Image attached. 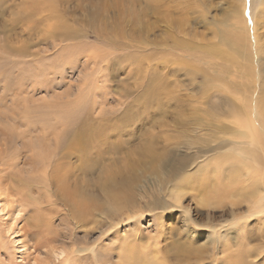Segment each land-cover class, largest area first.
Returning <instances> with one entry per match:
<instances>
[{"label": "rangeland", "instance_id": "rangeland-1", "mask_svg": "<svg viewBox=\"0 0 264 264\" xmlns=\"http://www.w3.org/2000/svg\"><path fill=\"white\" fill-rule=\"evenodd\" d=\"M2 1L0 43L5 37L13 49L27 43L29 56L23 58L28 62L33 56L41 60L43 66L39 68L44 69L41 79L49 89L46 93L33 94L28 88L21 96L29 99L31 95L34 103L46 108L55 100L53 94H64L70 85L75 114L73 129L82 125L92 129L104 125L107 129L110 141L105 147L100 146L103 151L99 157L88 151V157L92 158L85 163L75 156L68 158L74 169L81 167V170L75 169L76 176L94 183L102 170L122 173L127 161L138 162V177L127 185L129 194L117 213L120 218L90 215L78 225L68 218L54 185H49V192L41 190L48 196L51 194L48 200L53 202L49 207L52 211L38 212L35 216L51 218L53 233L64 232L63 243L56 246L66 251L92 246L96 252L98 262L87 251L80 255L84 256L81 260L68 259L67 264H152L151 259H157L159 264H229L225 262L224 239L232 250L240 245L248 250L242 258L243 264H264V224L260 219L264 213L247 217L246 203L231 205L240 196H230L228 191L218 193V189L235 183L230 174L235 176L238 171H246L247 166L240 164L237 149L228 148L226 141L230 136L212 130L214 122L207 119V113L213 112L209 106L216 98L213 89L203 85V77L196 71L200 66L208 68L209 73L212 70V74L217 67H229V63L216 58L202 60L193 53V47L199 49L204 45L224 50L218 42V31L224 28L223 23H232L228 15L240 8L241 1L162 0L153 4L147 0H55L58 20L43 22L40 21L44 13L28 19L20 15L22 4L30 0ZM262 8L261 15H264ZM28 21L33 26L36 23L35 27L27 29L25 22ZM258 32L263 42L264 17L260 19ZM13 54L4 55L14 57ZM51 61L53 68L50 69ZM230 69L229 73H222L224 81L213 84L218 91L227 83L236 86L246 82ZM186 71L191 75H185ZM26 76L30 79V72ZM149 86H161L164 91L153 97ZM22 97L18 100L20 113L28 104L33 105L32 101L23 104ZM157 100L160 108L154 105ZM6 104L9 110L16 108L9 99ZM178 104L185 107L184 115L192 123L187 128L175 110ZM131 106L137 108L131 111ZM0 109L4 110L1 103ZM222 122L234 129L226 119ZM210 123L213 127L209 128ZM117 128L122 129L121 143L115 134ZM147 139H153L150 145L154 144L155 152L169 151L165 154L166 160L173 152L187 156L186 168L170 177L159 165L142 169L143 160L134 153L146 145ZM245 158L249 165L264 170V160L259 164ZM216 159L220 164L214 167ZM21 164L19 168L30 171V166ZM37 172H24L22 176L35 177L40 173ZM184 174L188 177L179 182ZM203 177L208 178L203 180ZM176 188L178 191L174 194ZM235 188L238 189L236 183ZM64 216L65 221L60 223L59 219ZM118 219L121 221L116 223ZM106 220L109 226L102 225ZM8 221L9 217L0 211V264H35L22 259L20 235L7 228ZM11 226L16 230L18 222ZM241 232L250 234L249 242H242Z\"/></svg>", "mask_w": 264, "mask_h": 264}, {"label": "bare ground", "instance_id": "bare-ground-1", "mask_svg": "<svg viewBox=\"0 0 264 264\" xmlns=\"http://www.w3.org/2000/svg\"><path fill=\"white\" fill-rule=\"evenodd\" d=\"M0 1L3 2L2 0ZM54 1L30 0L26 3L24 2L20 15L28 19L35 14L44 13L45 15L40 22L58 20ZM147 1L158 4L162 0ZM240 1V8L234 9L233 13L228 15L230 19L232 18V23H223L224 28L218 31V42L224 47L223 51L210 48L207 45L199 49L195 47L191 49L202 60L216 58L227 62V64L229 63V67H217V71H213L212 74H210L211 69L209 73V70L207 71L208 68L205 69L200 66L196 71L203 77V85L206 84L207 87L210 86L213 89L212 94L216 98V101L210 103L209 106L213 112L207 113V119L214 122L215 127L212 130L230 136V139L226 141L229 145L228 148L231 150L237 149L238 155L242 160L240 164L247 166L246 171H238L237 174H234L235 176L230 174L238 189L235 188V183H230L224 188L225 190L218 189L219 192H217L224 193L228 191L231 193L230 196H235L236 194L240 196V199L231 202V205L239 202L246 203L245 213L249 217L264 213V170L245 162V157L259 164L264 160V41L262 42L261 35L258 32L260 19L264 17V15H261L263 11L260 10L261 7L264 9V0ZM25 23L29 27L27 29L35 27L36 24L33 26L30 21ZM7 38L5 37L0 43V103L4 108V110L0 109V196L2 198L0 211L9 217L7 228L13 232L17 231L20 235L21 257L24 261L26 260L25 262L67 264L68 259L81 260L84 256L80 255L87 251L90 253V257L95 259L93 261L98 262L95 258L96 252L92 246L86 248L78 246L75 250L70 251L56 246L57 243H63L64 232L53 233L54 229L50 223L51 218L39 219L38 216H35L38 212L50 213L52 211L49 207L53 202L48 200L51 194L48 196L41 190L44 191L46 189L45 191L48 190L49 192V185H54L61 198V205L68 211V218L74 220L78 225L79 222L90 215H97L102 219L105 215H114L113 217L120 218L117 213L124 207L125 199L129 194L127 185H130V182L135 181L138 177V162L127 161L122 173L120 170H102L97 175V180L94 183L84 182L80 177H77L75 169L81 170V167L78 166V168L74 169L67 161L68 158L75 156L79 162L85 163L92 158L91 155L88 157V151L95 153L94 157L96 154L99 157L103 151L101 147L110 141L107 129L104 125L94 129L82 125L73 129L75 114L71 100L73 92L70 85H68L64 94H53L55 100L52 103L49 102L50 104L45 106L46 108L36 102L34 103L30 97L31 95L29 99L26 96L22 97L21 95L23 94L21 93L28 88L30 90L28 92L33 94L41 91L48 92V85L41 79L44 69L39 67L43 65L41 60H35L33 55L31 62L23 58L26 55L29 56L27 43L21 46L18 45L19 47L15 46L17 49H13ZM11 53H14L13 55L15 56L4 55H11ZM136 60L138 59L136 58ZM137 64L140 65L141 62L138 60ZM49 65V68H53V61ZM230 67L234 69L233 71H235L237 77L245 78L246 82H241L239 85L235 84L236 86L227 83L228 85H224L222 90L218 91V87L213 84H217V81L222 80L224 73L230 72ZM29 72L31 76L27 80L26 74ZM52 74L54 75L55 73L52 72ZM189 74L191 75V72H185V75ZM149 87L153 97L161 95L164 91L161 86ZM20 97L23 98L21 99L23 104H28L29 101L33 102V105L28 104L29 106H26L22 113L17 111L18 105L20 106L21 104L18 101ZM8 99L10 102H14L16 106L13 110H9L10 107L6 104ZM154 105L157 108L161 107L159 100L155 101ZM178 105L175 110L187 128V125L191 122L184 115L185 107ZM143 107L146 106L143 105ZM136 108L134 106L130 107L131 111ZM225 119L233 124L234 129L236 128L237 131L223 124L222 121ZM196 121L194 123L198 124V120ZM208 126L209 128L213 127V124L210 123ZM20 127L23 129L17 130ZM115 134L118 138V143L123 142V139H121L122 129H115ZM152 140L147 139L146 145L141 146L136 153H134L135 151L133 152L138 158L143 160L144 168L142 169H153L159 165L165 169L166 175L170 177L181 173L186 168L189 159L187 156L173 152L172 156L166 160L165 154L169 151L166 153L155 152L152 146L154 144L150 145ZM19 163L30 166V171L19 168ZM215 163L213 162L214 167L220 164V160L216 159ZM24 172L27 174L37 172L39 174L35 177H23L22 174ZM185 177H188V174H184L178 181L181 182ZM207 178L203 177V180ZM240 178L242 179L237 181ZM176 191H178L177 188L173 193L177 194ZM178 199L179 197L176 200ZM26 213L28 215H25ZM65 217H61L59 222L65 221ZM260 219L261 223L263 222L264 224V217H260ZM22 221L23 223L20 225ZM120 221L121 219H118L116 223ZM14 222H18L16 230L11 226ZM106 223L109 226L110 223L107 220L103 221L102 225H106ZM242 232L244 233V231ZM240 237L243 243H247L249 242L250 234H242ZM227 242V240H223V246L226 249L225 262L243 264L242 258L248 250L243 247L244 245L232 250ZM67 249H70V247L68 246ZM150 262L159 264L157 259H151Z\"/></svg>", "mask_w": 264, "mask_h": 264}]
</instances>
